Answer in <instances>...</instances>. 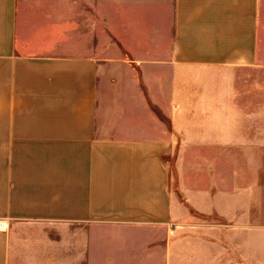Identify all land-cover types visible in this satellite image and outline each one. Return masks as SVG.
<instances>
[{
    "label": "crops",
    "instance_id": "0c3cea01",
    "mask_svg": "<svg viewBox=\"0 0 264 264\" xmlns=\"http://www.w3.org/2000/svg\"><path fill=\"white\" fill-rule=\"evenodd\" d=\"M261 25L264 0H0V264L147 263L180 82L264 67Z\"/></svg>",
    "mask_w": 264,
    "mask_h": 264
},
{
    "label": "rangeland",
    "instance_id": "374dc122",
    "mask_svg": "<svg viewBox=\"0 0 264 264\" xmlns=\"http://www.w3.org/2000/svg\"><path fill=\"white\" fill-rule=\"evenodd\" d=\"M185 78L190 104L174 105L164 155L178 206L172 225L142 234L143 264H264V67Z\"/></svg>",
    "mask_w": 264,
    "mask_h": 264
}]
</instances>
